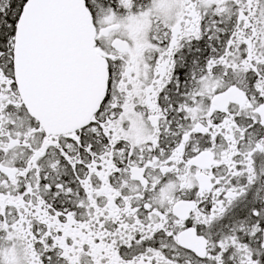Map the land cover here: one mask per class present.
<instances>
[{
  "label": "snow or ice",
  "instance_id": "6c2138e0",
  "mask_svg": "<svg viewBox=\"0 0 264 264\" xmlns=\"http://www.w3.org/2000/svg\"><path fill=\"white\" fill-rule=\"evenodd\" d=\"M0 264H264V0H0Z\"/></svg>",
  "mask_w": 264,
  "mask_h": 264
}]
</instances>
